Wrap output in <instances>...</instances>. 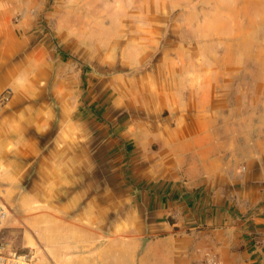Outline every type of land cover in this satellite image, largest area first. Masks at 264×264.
I'll return each instance as SVG.
<instances>
[{
	"label": "crops",
	"instance_id": "0c3cea01",
	"mask_svg": "<svg viewBox=\"0 0 264 264\" xmlns=\"http://www.w3.org/2000/svg\"><path fill=\"white\" fill-rule=\"evenodd\" d=\"M188 15L202 66L162 69L158 98L162 126L170 125L162 132V177L133 167L124 187L131 196H122L132 204L123 212L132 220L124 235L111 231L99 246L100 239L88 241L86 149L51 147L36 102L0 107V190L15 210L4 224L19 231L30 264H193L204 237H219L224 264H264V114L217 116L212 93L220 77H239L246 92L241 77L253 76L264 108V0H198ZM7 57L0 46V95L24 82L19 60ZM182 76L191 78L190 99ZM247 123L254 133L241 127ZM109 186L118 200L119 188ZM88 243L95 246L90 253Z\"/></svg>",
	"mask_w": 264,
	"mask_h": 264
},
{
	"label": "rangeland",
	"instance_id": "374dc122",
	"mask_svg": "<svg viewBox=\"0 0 264 264\" xmlns=\"http://www.w3.org/2000/svg\"><path fill=\"white\" fill-rule=\"evenodd\" d=\"M197 1L0 0V46L7 58L12 56L8 60H19L24 79L18 86L6 87L0 107L36 102L44 110V133L54 138L51 147L67 142L71 149H86L84 212L88 233H92L88 241L100 239L97 246L106 242L111 231L124 235L132 221L123 213L132 204L122 196L123 192L131 196L124 187L133 182V167L148 177H162V139L167 136L162 132L170 126H162L158 98L162 69L169 73L202 66L194 59L199 51L191 43L194 35L185 20ZM177 78L190 99L191 78ZM245 78L246 92L240 91L239 77L230 82L219 78L212 92L218 105L215 115L237 119L254 116L256 110L264 114L261 102H256L255 77H241L240 84L244 85ZM242 104H246L243 109ZM111 106L113 111L105 112ZM231 126L237 129L240 124ZM241 127L254 133L248 123ZM111 184L120 190L118 200L112 198ZM4 225L0 242L26 255L30 264L32 252L21 246L19 231ZM218 238L215 242L212 237L203 238L193 264L205 251L223 261L216 247L221 243ZM94 247L88 243L86 251Z\"/></svg>",
	"mask_w": 264,
	"mask_h": 264
},
{
	"label": "built area",
	"instance_id": "2783aa9c",
	"mask_svg": "<svg viewBox=\"0 0 264 264\" xmlns=\"http://www.w3.org/2000/svg\"><path fill=\"white\" fill-rule=\"evenodd\" d=\"M5 97V96H4ZM3 99V98H2ZM11 213V207L0 192V230ZM26 255L12 249L8 243L0 242V264H21ZM196 264H223L219 256L212 251H205L203 257Z\"/></svg>",
	"mask_w": 264,
	"mask_h": 264
},
{
	"label": "bare ground",
	"instance_id": "6f19581e",
	"mask_svg": "<svg viewBox=\"0 0 264 264\" xmlns=\"http://www.w3.org/2000/svg\"><path fill=\"white\" fill-rule=\"evenodd\" d=\"M21 263H23V264H28L26 261H25V262H21Z\"/></svg>",
	"mask_w": 264,
	"mask_h": 264
}]
</instances>
